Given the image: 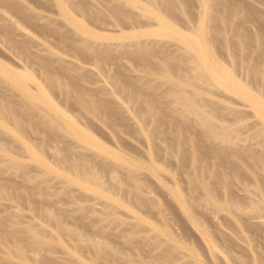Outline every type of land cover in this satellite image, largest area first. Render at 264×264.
Here are the masks:
<instances>
[{"label":"rangeland","instance_id":"rangeland-1","mask_svg":"<svg viewBox=\"0 0 264 264\" xmlns=\"http://www.w3.org/2000/svg\"><path fill=\"white\" fill-rule=\"evenodd\" d=\"M130 1H133V3ZM78 2L83 3L89 9L95 10L97 19L104 24H99L92 16L87 18L82 12L77 11L74 5ZM107 3L116 5L119 12L114 13L107 7ZM203 3L206 5L207 14L215 17H219L223 11L229 12L231 9L236 11L235 14H231V23L223 27L222 33H217L212 36L213 38L208 36L207 33L209 39L207 37L206 42L210 57L218 66L232 73L239 83L245 85L253 92L260 93L264 102V82L251 80L248 73V67L251 64L264 61V0H173L172 6L167 9L155 3L154 0H127L126 3L123 0H68L67 7L70 13L80 19L95 34L93 37H97L102 42H129L143 39H155L156 41L165 39L173 42V44L163 47L148 44L147 48L138 49V47H131L121 52L115 51V49L107 47L105 44L96 47H82L80 42L83 41V38L76 31L75 26L72 23L59 22L61 21L60 17H55L58 16V12L50 0H0V62L27 75L30 80H37L44 87L47 96L56 107L89 135L86 140L75 139L65 134L62 130L55 128L51 122L41 116L32 114L21 103L17 97L18 95H16L17 93L10 89L9 86L3 85L0 80V101L10 103V105H7L11 106L12 109L14 108L16 118H18L12 120L10 116H6L5 112H0V153H6L21 166L23 165L22 167H17L18 169L21 168L20 170L14 168V170L8 172L5 169L7 172L2 170L3 172L0 173L1 184L7 190L10 189L14 195L12 199H0V201H4L3 205H0V215L5 214L7 210L11 211V208L23 214V216L21 215L22 218L10 217L2 219V227L9 229L12 226L15 227V225L26 223H34L39 227L44 225L43 228L47 229L45 231L46 239L50 242L57 241L61 245L43 250L41 258L38 260L31 258V255L29 256L30 260L28 255L21 256L23 260L20 256L18 257L17 253H15L17 256L14 254L13 241H5L0 238V264H17L18 261H24L26 264H65L66 262L63 261L59 263L58 260H61L60 258L53 259V257H56L54 253L57 255L59 250V254L62 252V257L64 256L65 260L72 264L77 263L75 260L73 262L69 260V258L72 259V255L73 257H79L78 259L85 264H175L177 263V255L178 264L184 261L183 258H185V261L186 258H188L187 261L189 258H196L197 260H195L199 264H264L263 223H259L260 225L255 224L251 215L249 218V215L243 217L247 215H243V213L242 215L237 213L239 217L243 218L236 217L237 214L234 218L231 216L232 214L229 215L228 213L227 215L234 218L229 220L230 217L228 218L227 212L225 213L223 210L220 211L223 213V217H221L219 210H217L218 212L214 211L220 215L219 217L216 215L217 213L212 212L211 215L215 214L214 216L217 217L215 219V217L210 216L209 208L207 210L205 206L197 204L199 199L196 198H199V190L193 192V189L187 183V180H189L187 178L190 176V169L187 167L189 161H181L179 155L175 151H169L170 149L168 148L172 137L168 120H171L174 123V129L187 136L189 135L194 140H198L199 146L197 144V147L203 150L202 153L205 156H203L204 160L201 159L199 161V163L203 162L200 165L198 164L199 168L201 166L204 167L206 162L210 160L211 162L209 163H211L212 167L213 165L217 166V162L212 160L218 161V158L226 160L224 162L219 159L220 162L218 163L220 164L218 165L221 168L219 166L216 169V166L213 167L218 172L225 169L226 171L221 173H225V175L227 173L226 176L229 180L231 179L230 188L223 187L218 180L214 182L215 195L220 201H229L233 206L241 207L247 210L248 213L251 211L250 214L253 215L254 212L248 199L254 198L253 200H255V197L250 196L251 192L254 191V195L258 197L257 194H260L264 198V168L261 167L264 165V123L258 116H254L256 115L254 112H250V110H253L249 107H244V105L241 106L242 100L237 97L239 95L236 93L233 94L223 88L226 93L213 85V87L207 85L206 79L203 77L202 79L196 78V81L203 87L199 90H196L198 86L184 84L185 92L196 100L211 99L214 102L213 107L232 105L231 107L233 108L240 107L245 110L242 111L239 108L241 112L239 111L234 115L229 114L230 116L228 114L225 115V113L223 115L222 111L216 110V115L227 121L230 135L236 134L242 139L245 138L246 141L243 139L245 142H242L243 140L240 138L241 143L238 141V146L241 144V147H243L247 142H253L254 144L252 145L259 146V148L254 146L251 148V143H248L249 149L245 146L246 151L239 155L240 157L235 154L230 155L237 167L227 168L226 165L229 163L228 166H230L232 159L228 161L229 156L228 159L227 157L213 159L215 156L207 145L216 144L218 140H214L212 136H207L202 127H199V121L193 120L192 122V120L184 119L187 116L180 108L178 110L180 109L179 112H182L180 114L184 115V118L172 116L170 109L173 103L171 101L172 97L166 87L160 82L161 72L158 71L162 68H165L169 74L175 75L178 70L183 74L191 75L192 60L188 61L187 56L183 55L179 47L182 45L181 42L171 36H164L157 32V18L162 17L168 24L185 32L187 29L196 26L191 25L193 23L196 24L200 7ZM135 10H138L137 13L139 14H135ZM129 13H134L132 20L128 17ZM1 14H6L5 16L8 14L15 23L19 24V26L22 25V28L25 27L31 34L41 39L46 48L62 54L68 59H75L74 61L78 62L77 64L80 63L79 65L83 64L88 67L92 65L91 67L95 66L96 68H91L92 72L78 68L77 70L80 73H76L72 70L62 69L60 63L53 59L42 56L37 58L26 56L19 48V42L23 38L18 37L20 35L17 34L12 24H9L6 17H1ZM47 14L49 16L47 17L48 20L44 18ZM42 15H44V19L41 17ZM51 16L53 17L51 18ZM53 18L55 20H52ZM7 37L12 40L11 43L7 42ZM29 50L30 47L27 51ZM95 53H99V55ZM41 60L46 64L47 74L64 81L74 79L81 87L94 88L97 86L95 85L96 83H102L105 80L104 83H107L106 89L109 86L106 90L108 93H105L106 91L101 92L95 88L93 89L94 92L103 100L112 101L115 98L114 96H116L120 102L125 104H123L125 108L122 106L117 107L118 104L113 102L112 109L107 112H98L97 110L84 111L75 101L66 100L58 90L47 85L44 75L40 72ZM143 64L157 70L156 73L151 74L153 87L140 89L141 94L148 95L164 113L165 119L160 121L158 132L156 133L151 130V121L147 118H142L138 113L137 106L126 100L123 94L118 93L111 83L117 80L126 83L125 81H128L133 76L144 75ZM96 74L99 75L96 76ZM203 79L205 80L203 81ZM95 116L98 119L92 120ZM31 119H35L36 124L31 122ZM9 136H12V138H9ZM13 136L17 140H13ZM90 140L97 142L102 149L88 148L87 142ZM244 143L246 144L244 145ZM21 144H26L33 149L35 151L34 155L41 154L45 164L43 169L41 167L40 170L36 168L40 166L36 157L32 152L24 151L21 148ZM182 145L185 146L186 143ZM184 146L182 147L185 150L190 148V145ZM211 154L212 157L210 156ZM233 156L236 157L233 158ZM75 162H84L95 169L100 176L104 190L112 198L119 201L120 205L103 206L101 197L93 194L91 190L85 192L86 190L80 188L84 180L77 176L75 180H71L69 176L72 177V174H62V170H65L66 165ZM148 163L153 165L154 170H150L146 166ZM119 164L120 166L131 165L139 168L137 172L138 179L141 182L142 190H144L143 193H146V190L148 192V194L146 193L147 196L150 193L149 198L147 196L141 198L134 195L131 189V180L127 177V170L120 167ZM206 166L209 167V165ZM232 169H236L233 171H236L234 175L231 173ZM12 171H14V174H12ZM258 171L261 174L258 173L259 175H257ZM6 173H11L14 176L11 174L6 175ZM46 181L50 185H46ZM245 183L246 185H243ZM237 185H240V188L243 189L237 188ZM189 189H192V193ZM243 190L247 195L249 192L250 195L246 197V194H242ZM172 191H178L183 198H186L184 200H187V202L183 209H180L178 204L175 203L176 201L174 202ZM190 205H194L195 210L194 206L191 207ZM200 206L201 209L202 207L205 208L202 210H206L207 214H204L205 211L198 209ZM196 208L198 211H196ZM38 209L50 211L62 223L74 228L83 236L97 239L109 246L117 252L116 255L108 254L102 250L99 258L92 249L89 247L85 248L86 245H83V242L71 235L58 232L52 220L40 213ZM133 212L147 223L146 227L144 226L145 228L141 227V229L137 230L138 233L145 234L148 227H154L159 233L163 234V237L160 235L158 236L159 240H155L156 236L153 235L150 241L144 240L141 234L139 237L137 236L138 238L127 239L128 232L133 228L131 226L133 219L130 215ZM157 212L165 214L163 219H159L161 217H159L160 214ZM108 213L112 214L115 219L112 220V216ZM157 214L158 216L156 217ZM262 215L263 220L264 213ZM88 216L92 217L91 220ZM209 218L213 220L211 219L212 221H210ZM216 220H219V223ZM104 221L107 224V226L105 224V227L101 226V223L99 224V222L104 224ZM116 221H118V224ZM129 228L131 230H125ZM221 229L224 231L229 230V234L224 235L223 230L219 231ZM205 230L210 234L211 243L222 252L223 258H219L218 255L214 256L207 251L205 244L209 242L207 241L209 239H207L208 234L207 232L205 234ZM202 231L205 234L204 238L201 236ZM232 232L233 234H230ZM167 233L173 236L172 238H175L178 243L177 247L179 246L183 251H186V254L179 252L175 246H166ZM234 233L244 235L243 239L246 242L243 239L241 240L242 235L236 237L235 235L237 234L234 235ZM51 235L54 236L51 237L52 239L50 238ZM231 236H234L236 240L241 237L238 239L243 243L236 242L235 238ZM75 241L77 243L80 242V245H78L81 247H77L78 245H76L77 243L75 244ZM247 242L254 250L245 245ZM239 243H242V246ZM155 244L158 246H155ZM173 249H176L177 255ZM65 251H69V255ZM73 252L76 254H70ZM187 252H191L192 255ZM48 253L52 256L47 255ZM182 254L186 257L183 256L181 258ZM226 255L228 256L227 258H225ZM9 258H14L15 260L12 261ZM17 258L20 260H17ZM224 260H227V262ZM24 262L20 264H24ZM191 262L187 263L191 264Z\"/></svg>","mask_w":264,"mask_h":264},{"label":"bare ground","instance_id":"bare-ground-1","mask_svg":"<svg viewBox=\"0 0 264 264\" xmlns=\"http://www.w3.org/2000/svg\"><path fill=\"white\" fill-rule=\"evenodd\" d=\"M50 1L52 2V5L54 6V8H56V10L58 12L57 13L58 16H55V17L56 18L60 17L59 19L61 21H59V22L72 23L75 26L76 31L83 38V41H81L80 44L84 48H88L89 46L96 47V46L105 44V46L113 48V49H115V51L121 52L122 50L129 49L131 47H138V49H141L143 47L147 48L148 44L149 45H155L158 47H163L166 45L173 44V42L165 40V39L164 40L163 39L157 40V41L155 39L154 40L153 39H151V40L143 39V40H132L129 42H110V43L102 42V41L98 40L97 37H93V36H95V34L89 28H87L85 26V24L82 23V21L80 19L74 17L70 13V11L67 7L68 0H50ZM118 1H121V0H118ZM123 2L126 3L127 0H123ZM130 2L133 3V1H130ZM154 2L159 4L161 7L165 8V9L170 8L173 4V0H154ZM74 7L77 11L82 12L83 15L86 16L87 18H90L92 16L93 19H95V21L97 23L104 24L102 22H99V20L97 19L96 11L87 8L86 6L83 5V3H81V2H78L77 4L75 3ZM107 7L109 9H111L114 13L119 12V9L113 3H107ZM137 12H138V10H135V14H139ZM235 13H236V11H234V9H231L229 12L223 11V13L219 17L218 16L215 17L213 15L207 14L206 5H205V3H203L200 7L198 19H197V17H195L197 20L194 19V20H196V24L193 23V25H191V26H194V25H196V26L193 28L187 29V31H185V32L177 29L176 27H174L170 24H168L167 21L162 17H158L157 18L158 21L156 20L157 24H158L157 32L161 35H164V36L165 35L171 36L174 39H176L177 41L181 42L182 45L179 47L181 48L183 55L185 54V56H187V58L189 59L188 61L192 60L191 61V63H192L191 64V68H192L191 75H188V74L186 75L185 73L183 74L178 70H177L178 73H176L175 75L169 74V72L165 68H162V69H160V71H158V72H161L160 82L162 83V85L164 87H166V89L169 91V93L172 97L171 101L173 103L171 104V107H170V109L172 111V116L173 117L177 116V118L183 117L184 115L183 116L181 115L182 112H179L181 109V111H183L187 116V118L183 117L184 119L192 120V122H193V120L199 121L200 125H199V123H197V125H199V127L200 126L202 127V130L206 133V135L214 137V140H218L217 143L215 142L216 144H212L211 146H210V144L207 145V147L209 146L208 148L210 149V151H212L211 153L215 156V157H213V159L218 158V157H223V158L227 157V159H228V156H229L228 161H231V159H232V157H230V155L232 156L233 154H235V155H237V157H240L239 155L243 154V152L246 151L245 146H247V144L249 142H247V144L244 143V145L245 144L246 145L243 147H241V144H240V146H238V144L241 143L240 138H241V140H243V139L245 140V138L242 139V137H238L236 134L230 135L229 134V125L226 123L227 121L223 120L224 118L222 119V118L218 117L216 115V110L222 111L223 115H224V113H225V115H227V114L228 115L229 114L234 115L240 111L239 110L240 107L234 106L235 108H233V107H231L232 105H230V106H227V105L224 106L223 105V106L213 107L214 102L211 99H205L203 101H200V100H196L193 97H191L190 94L185 92L184 84H191L192 86H198V89H196V90H199L203 87H202V85L199 84L198 81H196V78L202 79V77H203L206 79L207 85H210V86L213 85L216 88L223 90V91H224V89H226L233 94L236 93L237 95H239L237 97L242 100L241 106L244 105V107L251 108L253 111H251L249 109L250 112H254V114H256L254 116H258L259 119L264 123V102L262 101L260 93L255 92V91L253 92V91L249 90L245 85L239 83L234 78L232 73H230L228 70L218 66V64L210 57V52H209V49L207 46V42H206L207 37L208 36L212 37V36L216 35L217 33H222L223 27L226 25H229L231 23V14H235ZM133 14H130V13L128 14V17L130 18V20L133 19V16H134ZM142 14H143V12H142ZM5 15L1 14V17L2 16L6 17V20H8L9 24L11 23L13 28L17 31V34L20 35V36H18V35L17 36L23 38L19 42V48H20L21 52L23 54H25L26 56L28 55V56L34 57V58H37L38 56H42V57H46L49 59H53V60L57 61L58 63H60V65L62 66V69L67 70V71L72 70L76 73L77 72L80 73L77 70L78 68H83L84 71L85 70L91 71V68H96L95 66L91 67L92 65L90 67H88L86 65L84 66L83 64L79 65L80 63L77 64L78 62L74 61L75 59H73V60L68 59L67 57L62 56V54L56 53L55 51L46 48L44 42L41 39L37 38L34 34H31L28 30H26V28L24 26L23 27L25 29L22 28V25H20L21 26L20 27L19 24L15 23V21L12 20V18L10 16H8V14H7V16H5ZM41 17L43 18L44 15H42ZM47 17H49L48 14L44 18H46V20H48ZM52 17L53 16H51V18ZM52 20H55V18H53ZM207 33H208V36H207ZM6 39H7L8 43H11L12 40L9 37H7ZM208 39H209V37H208ZM208 41H210V40H208ZM29 47H30V50L27 51V49ZM95 54L99 55V53H95ZM40 64H41L40 72L44 75L47 85L53 89L58 90L66 100L75 101L77 103V105H79L81 107V109H83L84 111L89 112L92 110H97L98 112H107L108 110L112 109L113 102L117 103L119 105L118 106L116 104L117 107L122 106L123 108H125V106H123L124 103L120 102L116 98V96H114L115 98H113L114 100H112V101L103 100L97 93L94 92V90H93L94 88L101 91V92H105L109 88V86L107 85L108 88L106 89L107 83L105 84L104 83L105 80L102 81L101 79H99L100 76H99V78L98 77L97 78L99 80H101L102 83H98V84L96 83L95 84V85H97L96 87H94V88L93 87H81L76 83V81L74 79H70L69 81H64V80L58 79L56 77H53V76L47 74L46 69H45L46 68L45 62L41 60ZM143 65H144L143 70L145 72L144 75L133 76L134 78L133 77L129 78L128 81H125L126 83H124L122 81H118V80L111 82V83L118 93L123 94L124 97L126 98V100L130 101L132 104L137 106L138 113L142 118H147L151 121V123H152L151 124V130L153 131V133H156V132H158V126H159L160 121L165 119L164 113L159 109L158 104L154 100H152L148 95L141 94L140 89L153 87L151 74L156 73L157 70H155L154 68H152L149 65H145V64H143ZM85 73H88V72H85ZM248 73H249V77H251V80H255V82L258 81V82L263 83L264 82V61H260L256 64H251L248 67ZM98 75L99 74H96V76H98ZM205 79H203V81ZM0 80L3 83V85L9 86L10 89H12L13 91H15L17 93L16 95H18L17 97L20 99L21 103H23V105L26 106L30 110V112H32V114H34L36 116H41L45 120L51 122L55 128L62 130L65 134L70 135L71 137H73L75 139L86 140L89 138L88 134H86L77 124H75L71 119H69L63 111L59 110L56 107V105L53 103V101L47 96L44 87L37 80H35V79L30 80V78L27 75L21 73L20 71L15 70V69L9 68L1 62H0ZM204 89H206V88H204ZM224 92H226V91H224ZM105 93H108V91H106ZM236 100L239 101L237 98H236ZM7 104L10 105V103H8V102L0 101V112L1 111L5 112L6 116L7 117L10 116V118H12V120L18 119V118H16L17 117L16 113L13 110L14 108L12 109L11 106L9 107V105H7ZM123 108H121V109H123ZM178 108H180V109L178 110ZM126 109H124V110H126ZM240 109H242V108H240ZM243 110L244 109H242V111ZM246 110L248 111L247 108H246ZM251 114L253 115V113H251ZM95 119H98V118L95 116L94 119H92V120H95ZM168 121H169L170 126H171L170 132L172 134V137L169 141V146H168V148L170 149L169 151H171V152L175 151L179 155V158L181 161H189L187 167H189V169H190V176H189V178H187V179H189V180H187L188 181L187 183H189L190 187L193 189V192L198 191V190L200 192V195L198 193L199 198H196V199H199L197 204H200L203 207L205 206L207 208V210L209 208L210 209V216L215 217V219L217 216L218 217L220 216V215H218L217 210H219V212L221 210H223V212H225V213L227 212L226 215L228 213H229V215L232 214L231 216H233L234 218H235V215L237 213H239V215H242V213H243V215L247 214L246 216H243V217H247L249 215L248 216V218H249L252 216L251 218L254 219L253 222L255 224L260 225L259 223H263V225H264V221H263L264 218L262 220V216H263L262 213H264L263 212L264 210H262V209H264L263 208L264 202H262V201H264V198L260 194H257L258 197L256 195H254L255 194L254 191H252L253 194L250 191L251 195L249 192L247 195V193L244 191L245 190V188H244L242 194H244V195L246 194L245 195L246 197H248L249 195L251 197L252 196L255 197V200H253L254 198L253 199L248 198L249 202L251 203L252 210L254 212L253 215L250 214L251 211L248 213L247 210H245L241 207L233 206L229 201H220V199L215 195L214 182L218 180L223 185V187H226V188H230L229 185H231V179L230 180L228 179V177L226 176L227 173H226V175H225V173H221L222 171L225 172L226 171L225 169L224 170L220 169V170H222L220 172L215 170L217 168V166H219L218 164H220V163H218V162H220L219 159H222V158H218V161L212 160L214 162H217V166L215 165L216 167L213 165V167H215V169L210 165L211 163H209V162H211V160L209 162H206V165H209V167H207L204 164L206 166V167L204 166L205 168L202 166L199 168L198 166L201 163H203V162L199 163V161H201V159H203L204 154L202 153L203 150H201V149H199V147H197L198 140H194L189 135L187 136V135L181 133L180 131L174 129L173 128L174 123L171 120H168ZM31 122L36 124L35 119H31ZM96 122H97V120H96ZM6 133H8V132H6ZM9 134L10 133H8V135ZM9 138H12V136H9ZM14 139H16V138L13 136V140ZM71 140H73V139H71ZM244 140L242 142L246 141V140L245 141ZM238 141H239V143H238ZM185 143L188 146L190 145V148H187L185 150V148L182 147V146H184L182 144H185ZM252 144H254V143L253 142L251 143V145H250V147L252 146L251 148H253V146L259 148V146H255ZM87 145L89 146L88 148L92 147V149H94V148H99L100 150L102 149L101 146L97 142L92 141V140L88 141ZM191 146H192V148H191ZM198 146H199V144H198ZM21 148L26 152L30 151L33 153V155L35 154V151L33 149H31L26 144H21ZM247 148H248V146H247ZM4 149L6 150V148H4ZM212 154L210 155L211 157H212ZM34 156L36 157V159L40 165L36 168L37 169L39 168V170L41 168L43 169L45 164H44L43 157L41 156V154L39 153V154L34 155ZM234 157H236V156H233V158ZM223 161L226 162V160H223ZM207 163H209V164H207ZM212 164H213V162H212ZM225 165H226V163H225ZM228 165H229V163H228ZM228 165H226L227 168H233L232 166L237 167V165H235V163L233 162V159L230 163V166H228ZM22 166L18 162H16L15 159L8 156L6 153H4V154L0 153V171H1L0 173H2L3 172L2 170H5V169L8 172H11V170H14V168H16V170H17L19 167H22ZM119 166H120V164H119ZM146 166H148L150 168V170H152V169L154 170L153 165L151 163H148ZM120 167L127 170V177L131 180V189H132L134 195L140 196L141 198H144V196H147V194H148L147 190H146L147 194L143 193L144 190H142L141 182L138 179L137 172L139 171V168L137 166H131V165L120 166ZM261 167L264 168V165ZM219 168H221V167L219 166ZM263 168H261V169L263 170ZM20 169H18V170H20ZM236 169H232V172H231V173H233L232 175H234V173L236 171L235 172H233V171ZM187 171H188V169H187ZM13 172L14 171H12V174H14ZM228 173H229V170H228ZM258 173L261 174V172L258 171L257 175H259ZM7 174L8 173H6V175ZM10 174H8V175H10ZM62 174H67V175L72 174L73 175L72 177L69 176V178L71 180H75L77 177L84 180L83 183L80 185V188L86 190L85 192H87L88 190H91L93 192V194H95L98 197H101L103 206L109 207V206H113V205H116V206L120 205L119 201L112 198L109 195V193L106 190H104L103 183L100 179L98 172L95 169H93L92 167H90L89 165H87L86 163L75 162L72 164H68V165H66L65 170H62ZM12 176H14V175H12ZM229 177H230V175H229ZM46 182H47V184L45 182H44V184L50 185V183H48V181H46ZM243 185H246V183ZM236 187L240 188V185H237ZM192 189H189L191 193H192ZM240 189L242 190L243 188H240ZM175 190H177V189H175ZM248 190H251V189H248ZM246 191H247V189H246ZM143 194H146V195H143ZM171 194L175 199L174 202L176 201L175 203L178 204L180 209L181 208L183 209L185 203L187 202V200L186 201L184 200L185 197L183 198L178 191H172ZM149 196H150V193H149ZM149 196H147V197L149 198ZM242 197H243V195H242ZM12 198H14V195L12 194L10 189L7 190L5 188V186H3L0 182V199H12ZM3 202L0 201V205H3L2 204ZM90 205H92V204H90ZM194 205H192V206H194ZM190 206H188V207H190ZM201 206L198 209H201ZM4 207H6V206H4ZM203 207H202V209H205ZM7 208H8V206H7ZM116 208H118V207H116ZM11 209H12L11 211L7 210L5 212V214L0 215V238H2V240H5V241H7V240L13 241V245L15 247L14 254L17 253L18 257L20 256V258H22L21 256H24V255H28V257H29L31 255L32 256L31 258H35L36 260H38L41 258V253L43 250L49 249L51 247H56L57 245L61 246L57 241L50 242L48 239H46L45 231L47 229L43 228L44 225H42V227L41 226L39 227L34 223H26V224L15 225V227L12 226L9 229L3 228L2 227V222H3L2 219H6V218H10V217L22 218V216H23V214L20 213L19 211H16V209H14V208H11ZM89 209H91V208H89ZM198 209L196 211H198ZM191 210H193V209H191ZM194 210H195V206H194ZM181 211H183V210H181ZM204 211H205L204 214H207L206 210H204ZM214 211H217L216 212L217 214ZM244 211L247 213H245ZM260 211H262V212L260 213ZM39 212L43 213V215H45L50 220H52V222L55 226V229L58 232H62V233L71 235L75 239H78L80 242H83V245L84 244L86 245L85 248L89 247L90 249H92L95 252L96 256H98L99 258H100L99 254L102 250L106 251L108 254H111L114 256L116 255L117 252L115 250L111 249L109 246L103 244L102 242H100L97 239H93V238L88 237V236H83L78 231H76L74 228L62 223L60 221V219H58V217L55 214L51 213L50 211H48V210L42 211L40 209ZM190 212H192V211H190ZM203 212H201V213H203ZM211 212L215 213L217 216H214L215 214L211 215ZM110 213H108V214H110ZM157 213L160 214V212H157ZM158 214L156 215V217L158 216ZM110 215L112 216V214H110ZM130 215H131V218L133 219L132 224H131V226H133V228H132V230H131V228L125 229V230H127V231L131 230L128 232L129 234L126 233L127 239H134L137 236L139 237V235L142 234L140 232L138 233L137 230L141 229V227H144V226L146 227L147 223L145 222L144 219H142L139 215H137L134 212L131 213ZM164 215L161 213L159 215V217H161V218H159V219L160 220L163 219ZM190 215H191V213H190ZM221 215H222L221 217H223V213H221ZM229 215H227L228 218L230 217ZM239 215L237 214L236 217L237 216L239 217ZM208 216H209V214H208ZM243 217H239V218H243ZM91 218H90V220H91ZM164 218H166V217H164ZM234 218L230 217L229 220L230 219L233 220ZM248 218H247V220H248ZM111 219L114 220L115 218L112 216ZM211 219H210V221L213 220V219L212 220ZM123 220H121V221H123ZM126 220H127V218H126ZM116 222L118 224V221H116ZM124 223H125V221H124ZM251 223H252V221H251ZM99 224L101 226L105 227L106 222L104 224L102 222H99ZM110 224H112V223H110ZM106 226H107V224H106ZM219 227H221V226L219 225ZM147 229L148 230H146V233L142 234L144 237V240H150V238H152L153 235L156 236V238L153 237L155 240L156 239L159 240L158 236H160V235H162L161 237H163V234L159 233L154 227H148ZM222 230L223 229H221L219 231L221 232ZM225 231H226V233H224ZM225 231L223 232L224 235L227 234L229 230L228 231L225 230ZM206 232L207 231L205 230V234H206ZM220 232H218V233L220 234ZM205 234L203 233V231L201 232L202 238H204ZM207 234H208L207 239H209L210 234L208 232H207ZM230 234H233V232ZM235 234H237V233H234V235ZM52 235L50 236V238L55 236V234H54V236H52ZM241 235L242 234L239 233V235L237 234L235 236L237 237V236H241ZM166 236H167L166 246L177 247L178 243L175 241V238H172L173 236H171L169 233H167ZM243 236L244 235H242V238L241 237H238V238H241V240H242L245 237V236L244 237ZM231 237L235 238L234 236H231ZM238 238H237V240L235 238L236 242L240 240ZM205 239H206V237H205ZM207 241H209L205 244L207 251L214 256L218 255L219 258L220 257L223 258L222 257L223 254L221 255L222 252L217 249L218 247L215 246L214 244H212L210 239ZM244 241L246 242V240H244ZM80 242L77 243L75 241V244L77 243L76 245H78V244L80 245ZM239 242H242V241H239ZM73 244H74V242H73ZM241 244L239 243V245H241ZM79 245L77 247H81ZM245 245L249 246V248L254 250L252 247H250L248 242ZM155 246H158V245L155 244ZM152 247H154V246H152ZM177 249L179 252L186 254V251H183L182 248H179V246L177 247ZM68 252L65 251V253H67V254H68ZM57 253L59 254L60 250ZM174 253H176V251ZM187 253L191 254V252H187ZM17 254H15V255L17 256ZM58 254L55 255V253H54V256H56V257L55 258L53 257V259H56V258L59 259L60 258L61 260L57 259L59 261V263H60V261L66 262L65 264H67L69 262V261L65 260L64 256L62 257V255H63L62 252H61L62 255L59 254V255H61L60 257ZM70 254H76V253L73 252ZM47 255H50V254L48 253ZM176 255H177V253H176ZM229 255H231V254H229ZM50 256H52V255H50ZM183 256L186 257L185 255L182 254L181 258H183ZM227 257L228 256L226 255L225 258H227ZM71 258L72 259L69 258L70 261L71 260H72V262H73V260L77 261V263H75V264H85L83 261L78 259L79 257L78 258L73 257V255H72ZM9 259L12 261L15 260L14 258L13 259L9 258ZM9 259H8V261L11 262ZM28 259L30 260V257ZM187 259L188 258H186V261H185V258H183V260L186 263L191 262V260H193L192 261L193 264H199L196 261L197 260L196 258H195L196 260L193 258H191V259L189 258L190 261L189 260L187 261ZM17 260H20V259L17 258ZM34 260H33V262H35ZM57 260H55V261H57ZM183 260L181 259V261H183ZM224 261L227 262V260H224ZM19 262L20 261H18V263ZM22 262H24V261H22ZM22 262H20V263H22ZM176 262L177 263H175V264L179 263L178 262V255H177V261ZM185 262L183 264H186ZM192 262H191V264H192ZM70 263L71 262H69V264ZM182 263L180 262V264H182ZM24 264H26V262H24ZM87 264H89V263H87ZM187 264H190V263H187Z\"/></svg>","mask_w":264,"mask_h":264}]
</instances>
